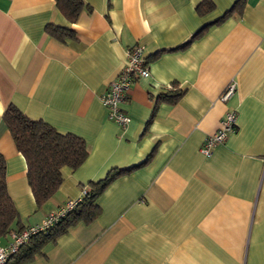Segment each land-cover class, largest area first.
Returning <instances> with one entry per match:
<instances>
[{"label": "crops", "instance_id": "1", "mask_svg": "<svg viewBox=\"0 0 264 264\" xmlns=\"http://www.w3.org/2000/svg\"><path fill=\"white\" fill-rule=\"evenodd\" d=\"M83 1L91 9L71 23L56 0H0V154L18 226L41 222L112 168L149 158L107 184L96 217L48 240L25 264H264V0H211L202 15L203 0ZM52 26L74 36L59 40ZM136 43L149 75L120 103L130 117L121 130L99 95ZM230 82L235 90L221 100ZM169 83L182 89L174 102L158 96ZM9 103L87 144L85 161L63 169L40 207L2 120ZM229 110L234 129L202 154Z\"/></svg>", "mask_w": 264, "mask_h": 264}, {"label": "trees", "instance_id": "2", "mask_svg": "<svg viewBox=\"0 0 264 264\" xmlns=\"http://www.w3.org/2000/svg\"><path fill=\"white\" fill-rule=\"evenodd\" d=\"M56 6L71 23L77 20L83 8L91 9L83 0H56ZM213 8L214 3L211 0H203L196 6L197 12L201 15ZM222 18L217 19L215 23ZM47 28L49 34L59 40L64 41L65 37L74 36L71 28L60 26ZM202 30L203 28L199 29L187 42L198 36ZM168 85H163V90L158 96L174 102L181 95L182 89L174 83ZM2 120L11 133L17 150L25 158L27 180L34 201L40 207L53 196L63 181V169L68 168L73 171L85 161L88 155L87 144L84 138L75 133L60 132L42 119L28 117L13 103L5 107ZM148 158L147 156L142 162L132 167L112 168L104 177L89 181L82 187L80 198L75 206L66 210L48 228L32 234L27 242L9 255L4 264H25L41 251L43 244L48 240L55 239L57 235L80 220H92L100 213L97 199L107 184L119 174L141 166L147 162ZM24 227L18 226V213L7 191L5 159L0 154V238L8 237L9 240L11 231Z\"/></svg>", "mask_w": 264, "mask_h": 264}, {"label": "built area", "instance_id": "3", "mask_svg": "<svg viewBox=\"0 0 264 264\" xmlns=\"http://www.w3.org/2000/svg\"><path fill=\"white\" fill-rule=\"evenodd\" d=\"M149 75V68L145 60L144 46L136 43L126 49L125 62L121 69L106 86V89L99 95V100L107 110V116L121 130L126 129L129 123V116L121 108L120 103L126 96L131 83L140 78ZM167 86H169L167 84ZM235 90L234 82L228 83L220 94L221 100H226ZM236 124V112L226 111L220 120L219 127L207 135L200 146V152L204 155H210L213 148L225 141L227 134L232 131ZM67 199L65 203L55 211H49L41 222L30 224L20 230H13L10 233L7 243L0 245V264H4L9 255L17 251L19 247L28 241L29 237L48 228L53 222L66 210L76 205L78 199Z\"/></svg>", "mask_w": 264, "mask_h": 264}]
</instances>
